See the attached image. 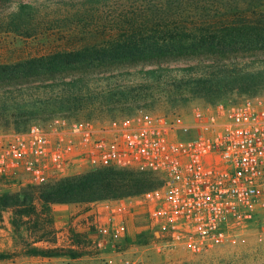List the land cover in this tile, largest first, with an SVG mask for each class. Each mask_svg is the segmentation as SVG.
Listing matches in <instances>:
<instances>
[{"label": "trees", "instance_id": "obj_1", "mask_svg": "<svg viewBox=\"0 0 264 264\" xmlns=\"http://www.w3.org/2000/svg\"><path fill=\"white\" fill-rule=\"evenodd\" d=\"M263 6L264 0H0V32L32 37L84 23L107 34L102 42L75 50L1 64L0 117L11 106L8 93L50 87L60 90V112L50 118L79 119V108L103 95V80L114 79L107 86L112 98L126 93L125 83L115 79L118 74L101 70L112 65L121 75L131 69L158 77L184 72L173 80L188 90L187 99L213 104L232 94L257 96L264 91ZM180 61L184 64L171 66ZM29 113L19 109L16 130L30 125L20 126L29 122ZM159 182L147 170L96 168L40 187L2 192L0 213L14 209L13 227L26 225L34 234L25 240L26 255L79 259L82 253L57 246L53 204L141 195Z\"/></svg>", "mask_w": 264, "mask_h": 264}, {"label": "built area", "instance_id": "obj_2", "mask_svg": "<svg viewBox=\"0 0 264 264\" xmlns=\"http://www.w3.org/2000/svg\"><path fill=\"white\" fill-rule=\"evenodd\" d=\"M108 166L160 177L141 196L165 246L199 254L223 243L233 227L253 223L264 236V98L223 100L186 116L57 115L20 131L0 128V193Z\"/></svg>", "mask_w": 264, "mask_h": 264}, {"label": "rangeland", "instance_id": "obj_3", "mask_svg": "<svg viewBox=\"0 0 264 264\" xmlns=\"http://www.w3.org/2000/svg\"><path fill=\"white\" fill-rule=\"evenodd\" d=\"M261 10H264V6ZM105 14L102 13L103 19L107 16ZM106 36L107 34L99 30L94 31L84 23L71 27H52L32 37L0 32V65L15 64L33 56L57 51L75 50L102 42ZM183 64L180 61L171 66ZM117 68L112 65L101 70H111L118 74L115 79L117 83H125L123 87H126V93H118L112 98L107 86L114 84L115 81L103 80L101 84L104 86L103 95L88 103L85 102L76 112L78 118L108 119L122 117L138 110H149L158 114L175 111L186 116L191 115L195 108L211 104L199 98L187 99L190 96L188 90L173 80L174 75H182L184 72L176 71L171 76L158 77L144 75L131 69L121 75ZM59 94L58 88L53 90L50 87L8 93L11 106L2 113L0 128H14L20 108L30 112L29 122H21V128L34 122L48 120L60 112V101L57 100ZM257 96L264 98V91ZM244 97L232 94L225 101L236 102ZM88 170L92 169L84 168L82 173ZM108 200L113 204L99 202L94 207H89L87 210L90 211V215L87 219H79V214L75 213L68 217L64 212L61 213L60 220L67 222V225L66 228L57 229V232L66 229V233H60V236L63 238L69 234V240L61 241L57 246L63 250L74 249L82 253L83 256L79 259L26 255L25 240L31 241L34 234L26 225L15 229L12 225L14 209L3 210L0 213V264H126L127 260L131 264H264V236L254 223L245 227H233L223 243L194 254L180 246L164 245L162 233L152 224L149 208L143 196ZM36 204L41 208L39 201H36ZM83 224L84 226L79 227ZM100 225L123 226V229L120 232L111 230L102 232L98 229ZM101 239L106 240L105 245L99 244ZM36 245L52 246L48 243Z\"/></svg>", "mask_w": 264, "mask_h": 264}, {"label": "crops", "instance_id": "obj_4", "mask_svg": "<svg viewBox=\"0 0 264 264\" xmlns=\"http://www.w3.org/2000/svg\"><path fill=\"white\" fill-rule=\"evenodd\" d=\"M123 200V199H121ZM121 200H116V201H121ZM107 203V204H113L110 200H102V201H95V202H81V203H66V204H53L52 208H53V214L55 217V225L56 228L59 230L62 227H65L67 225V222H62L60 219L61 217V213H65V216L68 217L69 215H73L75 214H79L78 217L79 219L85 218L87 219V216L90 215V211L87 210L89 207H94V205H96L97 203ZM116 203V202H114ZM100 206V204L98 205ZM83 225H79V227H82ZM108 226H104V225H100L98 226V229L100 231H104ZM66 228V227H65ZM60 233H66V229L62 232H57L58 235V240L59 242H57V244H60L61 241H68L69 240V234H66L63 238H61ZM105 240V239H104ZM99 243L104 244L106 243V240L103 241V239H101V241H99Z\"/></svg>", "mask_w": 264, "mask_h": 264}]
</instances>
